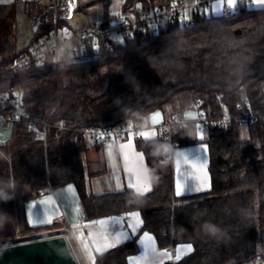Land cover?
<instances>
[{"label":"trees","instance_id":"1","mask_svg":"<svg viewBox=\"0 0 264 264\" xmlns=\"http://www.w3.org/2000/svg\"><path fill=\"white\" fill-rule=\"evenodd\" d=\"M171 3L168 0L163 7ZM121 9L148 11L153 5L146 0H123ZM191 18L193 25L165 21L155 34L142 30L101 40L97 60L68 68H53L48 53L27 67L7 70L29 46L12 52L6 36L0 35V116L11 123L10 136L1 146L0 181L14 180L17 191L10 201H0V215L14 201L20 234L40 230L26 224L25 201L72 184L85 221L136 211L142 221L140 230L152 234L158 248L191 245L188 255L163 264L261 263L264 7L237 6L221 16ZM49 30L43 26L33 41ZM98 84L103 85L100 91H96ZM18 92L28 119L11 117ZM195 101L207 118L220 117L224 111L239 116L242 112L236 108L248 103L256 120L209 126L202 137L195 135L193 124L176 129L169 139L139 137L135 148L145 157L150 192L138 195L124 188L93 194L87 189L86 152L106 143L89 141L84 131L148 125L152 113L165 112L168 106L171 113L165 121L187 119L184 115L193 110ZM196 143L207 148L210 188L176 197L172 151ZM204 222L224 229L231 242L217 246L199 231ZM14 234L0 230L3 237ZM135 253L134 238L96 255L94 264H129L128 258Z\"/></svg>","mask_w":264,"mask_h":264},{"label":"crops","instance_id":"2","mask_svg":"<svg viewBox=\"0 0 264 264\" xmlns=\"http://www.w3.org/2000/svg\"><path fill=\"white\" fill-rule=\"evenodd\" d=\"M64 1L65 0H61V3ZM101 1L102 0H66L67 9L71 14V18L63 22H65L72 31H84L90 28L91 26L88 28L78 26V21L75 20V17L77 16L76 9H78L79 5L84 6L87 3L97 4ZM111 1L115 5L114 9L121 8L123 0ZM146 1L152 3L154 8L159 5L164 6L165 3L167 4L168 0ZM247 1L248 0H212L211 3L204 8V13L207 16H221L225 10L232 11L237 6H243L246 8L264 7V0H252L251 3H248ZM184 2L190 4L192 0H184ZM0 11V21L5 12L10 11L13 16L11 20L14 19V16L15 18L18 17L24 28L30 29L31 33L33 17L28 12L25 1L0 0ZM100 22L93 25H97ZM13 23L15 24V22ZM13 52L16 51L14 50ZM167 113L170 114L171 112ZM190 114L191 113L186 112L184 117L190 120L193 118L189 117ZM164 121V112L156 111L148 117L149 126L158 125ZM10 133L11 123L5 121V119L0 116V149L9 138ZM140 137L151 140L157 137V134L153 128H148L142 132ZM179 148H182L181 150L185 149L187 153L202 154L201 157H204V159L201 161V164L203 163V168L207 170L208 161L206 158L208 155L204 143L176 147L172 151L171 160L176 161L177 166L186 165L185 167H188L190 165L192 166V169H196L194 166L195 157L186 156L182 158L183 151H175V149L179 150ZM85 159L87 160L88 165L87 173L85 174V184L87 189L93 194L118 192L124 188H128L138 195H143L149 193L151 190V181L145 157L142 152L135 148V142L131 139L125 138L122 142L114 146L103 144L89 148L86 152ZM177 174L178 169L176 167L173 185L176 197L204 192L210 188L209 174L208 179L206 180V175L204 179L202 169L200 177L201 181L198 184L191 182L182 174H180V179L178 180ZM57 188L58 187L50 189L39 197L24 202L22 211L26 224L29 227L40 228V230L33 233V235H22L19 233V208L14 201L11 206L2 212L1 215H4L6 218L9 214H15L16 218L13 223H8L7 219L3 226L0 227V230L6 232L14 231L15 233L13 236H0V246L54 235H64L79 264H94L96 255L120 244L129 242L134 238L136 240L137 253L128 258L129 264H163L169 261L174 262L179 258L188 255L192 251L191 245L187 243L178 244L167 249L158 248L154 236L148 232L140 230L142 221L140 214L136 211L85 221L83 219V213L76 190L75 192L79 204V209L77 210L75 208V206L78 207L76 202L75 205H72V203H69L68 200L64 199L63 193L68 192L67 189H63V187ZM16 193L17 191L15 189L9 192L12 199ZM48 201H51V203L46 207L44 203ZM29 206H32L31 216L29 213ZM45 212L52 214L53 217L46 218L44 215ZM30 219L33 222H30ZM39 219H46L45 223H35V221H38ZM58 220L60 222L61 220H64L61 222L64 226L60 228H51Z\"/></svg>","mask_w":264,"mask_h":264},{"label":"built area","instance_id":"3","mask_svg":"<svg viewBox=\"0 0 264 264\" xmlns=\"http://www.w3.org/2000/svg\"><path fill=\"white\" fill-rule=\"evenodd\" d=\"M23 1L26 2L28 12L33 17L31 34L35 36L43 26H48L50 30L26 54L17 57L7 67V70L27 67L31 63L44 59L48 53L51 54L53 68H68L91 63L99 57L97 50H99L101 40L121 34H130L133 31L149 30L152 34H155L165 21L178 20L185 25H193L191 17H203L205 15L204 8L212 0H192L190 4H186L184 0H173V3L168 7L158 6L148 11L116 8L107 13L105 23L97 24L84 31H72L63 22L71 18L66 0L62 3L61 0ZM251 1L248 0L247 2L251 3ZM224 13H229V10H225ZM104 46H107V44L105 43ZM14 106L15 110L11 114L12 118L20 116L28 119L27 114L22 110L21 94L19 92L16 95ZM236 109L241 111L242 114L233 117L224 111L220 117L207 118L199 110V102L195 101L193 104V110L196 112L194 119L172 118L154 126L134 125L125 129H88L84 131V135L91 142H102L114 146L125 138L133 141L138 139L142 132L148 128H153L158 137L169 139L176 129H181L188 124H193L198 132H204L209 126L226 127L233 121L251 123L256 120V116L250 110L248 103L245 104V107L238 106ZM32 122H35V120ZM41 124L45 129L46 124ZM63 221L61 220V222ZM260 264H264V259Z\"/></svg>","mask_w":264,"mask_h":264},{"label":"rangeland","instance_id":"4","mask_svg":"<svg viewBox=\"0 0 264 264\" xmlns=\"http://www.w3.org/2000/svg\"><path fill=\"white\" fill-rule=\"evenodd\" d=\"M115 8L114 3L111 0H102L100 3L94 4V3H87L86 5L82 6L79 5L78 9H76V17L75 20L78 21V26H81L82 28H88L89 26L93 27L98 22H100L104 17L106 12L112 10ZM255 8V7H253ZM2 20L0 21V35L2 36H6L10 46H11V50L12 52L15 50L16 52H18L21 48L24 47H28L31 48L33 45L36 44V42L33 41V36L30 33V29L28 28H24V26L21 23V20L18 19V17L11 20V18H13V16L11 15L10 11H6L5 14L2 16ZM15 22V24L13 23ZM8 27V28H7ZM40 40V39H39ZM96 87V91H100L103 89V85L102 84H98ZM171 106L167 107V110H169ZM167 110L164 112V118L167 117L168 113ZM196 113L194 110L187 112V113H191L189 115V117H193L192 119L195 118L194 113ZM196 136L198 137H202L204 132H198L195 133ZM182 148H179V150L175 151H183L182 153V158L186 157V156H194V166L196 169H192V166H188L185 167L186 165H182V166H177L176 165V161H172L170 162V166H171V172H172V180H173V185H174V177H175V172H176V167L178 169V174H177V179H180V174L185 175L186 178L188 180H190L191 182L198 184L201 180V169H202V175L203 178L205 179V175H206V180L208 179V173L207 170L205 168H203V163L201 164V161H203L204 157L202 158L200 154H192L191 152H186L185 149L181 150ZM1 150V149H0ZM3 153L2 151H0V158H3ZM206 157V156H205ZM207 161H208V156H207ZM180 182V181H179ZM63 189H67L68 192H64L63 196L64 199L68 200L69 203H72V205H76L75 208L76 210L79 209V204H78V199H77V195L74 189V186L72 184H67V185H63V186H59L58 188H62ZM57 188V189H58ZM12 191V190H10ZM15 211V210H14ZM16 215H12L9 214V216H7L6 221L8 219V223H13V221L15 220ZM5 221V222H6ZM15 225V224H14ZM17 225V224H16ZM5 226V225H4ZM64 226L59 220L57 221V223L55 222L54 225L51 228H60ZM17 227V226H16ZM18 237V236H15Z\"/></svg>","mask_w":264,"mask_h":264},{"label":"water","instance_id":"5","mask_svg":"<svg viewBox=\"0 0 264 264\" xmlns=\"http://www.w3.org/2000/svg\"><path fill=\"white\" fill-rule=\"evenodd\" d=\"M0 264H79L64 235L0 246Z\"/></svg>","mask_w":264,"mask_h":264},{"label":"clouds","instance_id":"6","mask_svg":"<svg viewBox=\"0 0 264 264\" xmlns=\"http://www.w3.org/2000/svg\"><path fill=\"white\" fill-rule=\"evenodd\" d=\"M16 187V183L14 180L9 179L7 182L0 181V201H10L12 196L9 194L10 190H14ZM6 221V217L4 215H0V227ZM199 231L203 233L209 240L215 242L217 246L220 244H229L231 242V237L228 233L220 228L218 225L213 224L211 222H204L199 226Z\"/></svg>","mask_w":264,"mask_h":264},{"label":"snow or ice","instance_id":"7","mask_svg":"<svg viewBox=\"0 0 264 264\" xmlns=\"http://www.w3.org/2000/svg\"><path fill=\"white\" fill-rule=\"evenodd\" d=\"M51 203V201H48V202H45L44 205L47 207L49 204ZM31 209H32V206H29V213H30V216H31ZM45 217H53L52 214H49L47 212L44 213ZM45 220L46 219H39L38 221H35V223H40V224H43L45 223ZM30 222H33L31 221L30 219ZM122 235V234H121ZM190 247V246H189Z\"/></svg>","mask_w":264,"mask_h":264},{"label":"bare ground","instance_id":"8","mask_svg":"<svg viewBox=\"0 0 264 264\" xmlns=\"http://www.w3.org/2000/svg\"><path fill=\"white\" fill-rule=\"evenodd\" d=\"M105 20H106V19H105ZM25 54H26V53H25ZM22 55H24V54H22ZM22 55H21V56H22ZM19 57H20V56H19ZM97 143H98V142H97Z\"/></svg>","mask_w":264,"mask_h":264}]
</instances>
